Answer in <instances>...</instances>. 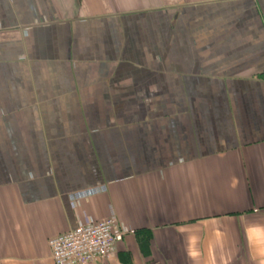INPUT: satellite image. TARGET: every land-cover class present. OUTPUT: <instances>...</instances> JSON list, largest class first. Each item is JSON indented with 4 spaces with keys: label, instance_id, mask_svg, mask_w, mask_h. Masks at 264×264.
I'll return each mask as SVG.
<instances>
[{
    "label": "crops",
    "instance_id": "1",
    "mask_svg": "<svg viewBox=\"0 0 264 264\" xmlns=\"http://www.w3.org/2000/svg\"><path fill=\"white\" fill-rule=\"evenodd\" d=\"M108 217L97 264H264V0H0V264Z\"/></svg>",
    "mask_w": 264,
    "mask_h": 264
},
{
    "label": "built area",
    "instance_id": "2",
    "mask_svg": "<svg viewBox=\"0 0 264 264\" xmlns=\"http://www.w3.org/2000/svg\"><path fill=\"white\" fill-rule=\"evenodd\" d=\"M129 232L115 217L78 225L49 239L51 257L55 264H97L111 257Z\"/></svg>",
    "mask_w": 264,
    "mask_h": 264
}]
</instances>
